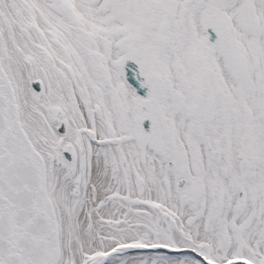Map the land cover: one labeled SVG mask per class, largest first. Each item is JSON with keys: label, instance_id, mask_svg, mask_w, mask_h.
I'll return each instance as SVG.
<instances>
[{"label": "snow or ice", "instance_id": "6c2138e0", "mask_svg": "<svg viewBox=\"0 0 264 264\" xmlns=\"http://www.w3.org/2000/svg\"><path fill=\"white\" fill-rule=\"evenodd\" d=\"M0 264H264V0H0Z\"/></svg>", "mask_w": 264, "mask_h": 264}, {"label": "water", "instance_id": "95a60500", "mask_svg": "<svg viewBox=\"0 0 264 264\" xmlns=\"http://www.w3.org/2000/svg\"><path fill=\"white\" fill-rule=\"evenodd\" d=\"M211 31V30H210ZM38 87V86H37ZM61 131H63V129H61Z\"/></svg>", "mask_w": 264, "mask_h": 264}]
</instances>
